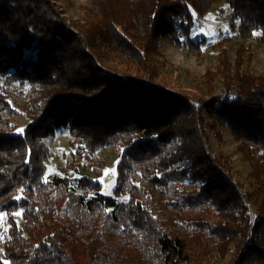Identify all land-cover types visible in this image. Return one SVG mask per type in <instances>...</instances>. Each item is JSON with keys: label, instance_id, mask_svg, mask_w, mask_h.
<instances>
[{"label": "trees", "instance_id": "16d2710c", "mask_svg": "<svg viewBox=\"0 0 264 264\" xmlns=\"http://www.w3.org/2000/svg\"><path fill=\"white\" fill-rule=\"evenodd\" d=\"M220 1L88 0L75 30L49 0H0V209L10 224L0 264H201L229 254L227 264H264V72L249 69L251 47L233 63L223 38L203 95L162 84L154 61L166 37L201 53L192 11ZM224 1L231 28L243 38L261 30L264 42V0ZM15 81L30 84L22 133L10 117ZM223 127L250 162L249 187L210 144ZM59 128L90 154L121 148L112 196L90 176L45 179L53 152L43 140Z\"/></svg>", "mask_w": 264, "mask_h": 264}, {"label": "rangeland", "instance_id": "374dc122", "mask_svg": "<svg viewBox=\"0 0 264 264\" xmlns=\"http://www.w3.org/2000/svg\"><path fill=\"white\" fill-rule=\"evenodd\" d=\"M60 16L65 18L66 22L78 30L77 23H84V10L82 5L88 4V0H49ZM47 9V6H45ZM194 26L191 29V38L194 41H201V53L188 47H179L172 43L166 37L160 40V56H154V61L160 72V82L167 87L183 89L191 95H203L206 89L203 76L209 70H215L219 64L218 43L225 37L229 40L224 44L228 48V56L234 63L237 58V50L241 45L250 46L252 49V60L249 69L260 74L264 72V42L260 40L261 30H256L252 37L243 38L237 30L231 28L230 19L232 10L226 1L215 3L208 12L199 14L193 12ZM184 39L185 36L183 35ZM31 53V52H30ZM35 54V53H33ZM235 86L236 83H233ZM219 89L222 85L218 81L216 84ZM30 84L15 81L11 84L9 100L16 113L12 114L11 120L15 124L13 132L21 133L18 130L24 129L30 121V112L28 111V97ZM234 87L227 95L235 96ZM7 116V114H5ZM221 137H217L215 132H211V141L215 152L226 154L234 167L236 180H240L249 187L250 162L245 160L238 150V142L234 138L230 129L221 128ZM49 145L53 152L48 162V170L45 175L46 180H52L57 177L69 176L77 182L82 177L90 176L101 180L103 183V193L112 196L113 189L117 179V164L120 159L121 148L116 145H107L90 154L83 140L74 139L68 128H59L56 133L46 137L43 140ZM171 148V146H170ZM105 161L102 175H98L96 168L99 167L98 159ZM191 185V183H190ZM118 200H128V196L117 198ZM22 213V211H18ZM4 214L0 219V254L3 252L4 244L8 240V230L10 227L8 213L0 209ZM17 213V212H16ZM251 214L255 218V207L252 206ZM213 217V215H210ZM20 226H24V218L16 215ZM215 218V217H214ZM206 242L211 239L205 238ZM232 254L226 258L215 255L210 260L201 264H227Z\"/></svg>", "mask_w": 264, "mask_h": 264}, {"label": "snow or ice", "instance_id": "6c2138e0", "mask_svg": "<svg viewBox=\"0 0 264 264\" xmlns=\"http://www.w3.org/2000/svg\"><path fill=\"white\" fill-rule=\"evenodd\" d=\"M254 34H255V33H254ZM18 131L22 133V132L24 131V129H19ZM16 199H20V197L18 196V197H16ZM21 214H22V213H20V212L15 213V215H21ZM3 215H4V214L0 213V219L3 218ZM4 264H7V261H5Z\"/></svg>", "mask_w": 264, "mask_h": 264}]
</instances>
